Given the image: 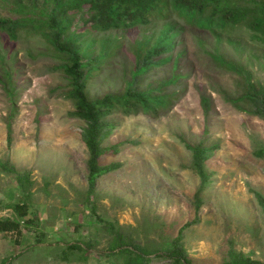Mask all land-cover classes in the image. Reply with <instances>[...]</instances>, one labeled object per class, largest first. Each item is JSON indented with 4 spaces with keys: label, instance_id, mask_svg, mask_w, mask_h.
Segmentation results:
<instances>
[{
    "label": "rangeland",
    "instance_id": "374dc122",
    "mask_svg": "<svg viewBox=\"0 0 264 264\" xmlns=\"http://www.w3.org/2000/svg\"><path fill=\"white\" fill-rule=\"evenodd\" d=\"M16 8L15 0H0V17L26 16ZM79 16L70 31H79ZM177 20L184 27L170 51L182 50L177 68L171 61L151 68L142 84L181 74L163 90L173 93L172 104L156 112L114 111L106 117L111 126L101 145L110 150L100 163L119 165L101 174L91 193L85 122L68 114L74 107L65 97L69 80L56 68L58 54L38 32L20 30L15 39L0 32V161L27 173L30 181L21 187L17 174L0 166V220L17 223L0 229V261L19 254L12 264L120 262L107 255L120 234L144 249L150 264H172L155 255L193 220L181 235L192 264H229L230 248L264 264V212L250 191L264 197V159L254 153L264 148V120L228 99L238 94L241 74L264 88V41L243 27L215 35ZM162 23L157 18L147 26L91 34L108 38L109 49L115 48L88 80L89 98L123 91L135 45ZM223 62L237 65L241 73ZM201 94L209 99L207 114ZM186 144L212 148L204 163L209 182L199 194L197 212L200 178ZM20 203L27 206L22 217L13 208ZM86 243L92 244L88 254L66 248Z\"/></svg>",
    "mask_w": 264,
    "mask_h": 264
},
{
    "label": "trees",
    "instance_id": "16d2710c",
    "mask_svg": "<svg viewBox=\"0 0 264 264\" xmlns=\"http://www.w3.org/2000/svg\"><path fill=\"white\" fill-rule=\"evenodd\" d=\"M15 4L16 10L26 13V16L0 17V32H4L11 39H15L17 31L20 30L38 32L58 54L60 63L56 68L61 69L69 80V89L66 90L65 97L73 102L74 107L68 114L85 122L82 140L89 153L87 181L90 193L94 191L96 179L101 174L119 165L100 163V157L110 150L101 145L111 126L106 117L114 111L126 115L137 113L139 110L156 112L159 108H169L172 104L170 97L173 93L163 90L166 85L175 83L182 77L181 74L173 72L170 77L157 80L155 84L153 82H147L144 86L142 84L151 68L170 61L172 68H177L182 50L175 55L170 53L176 43L175 38L184 29L177 19L183 20L186 25L205 28L215 35L221 31L243 27L250 31L253 37L264 41V0H15ZM35 12L41 16L35 18L32 15ZM77 14H80L77 22L79 31L77 29L70 31L69 27ZM171 14L175 18L171 17ZM157 18L163 19L159 30L146 36L142 41H135L137 44L133 50L134 64L129 69V77L124 78L123 91L108 92L101 97L89 98L86 89L88 80L112 56L115 48L113 44L109 49L108 38L93 37L91 34L93 32L106 34L111 31L147 26ZM87 35H90V38ZM96 43L99 44L98 50L95 48ZM223 64L230 70L241 73L237 65L227 62ZM7 77L10 78L9 74ZM238 87V94L228 99L244 112L264 120V88L244 74L239 75ZM200 103L203 112L207 114L208 97L201 94ZM186 147L192 152V166L200 178V185L195 193L197 212L201 204L199 194L209 182V174L205 170L204 163L212 148L200 144H186ZM111 148L113 151L117 150L116 146ZM254 153L264 159V148L257 149ZM7 163L0 161L2 169L17 174L21 187L29 184L27 173H20ZM250 191L264 212V197L255 190ZM19 205L13 208L20 217L25 216L27 206L23 203ZM192 223L193 220L185 222L179 229L178 235L169 242L166 251L157 253L155 257H168L172 260V264H192L181 242L182 231ZM16 224L13 220H0V229H13ZM91 246V243H86L85 246L70 244L66 248L88 254L87 251ZM108 249L107 255L117 259L122 258L120 262L112 258L111 264H150L151 262V257L144 249L120 234L114 236ZM16 256L5 257L0 264H12V259ZM228 256L229 264H259L250 256L231 248ZM62 258L67 259L65 253Z\"/></svg>",
    "mask_w": 264,
    "mask_h": 264
}]
</instances>
